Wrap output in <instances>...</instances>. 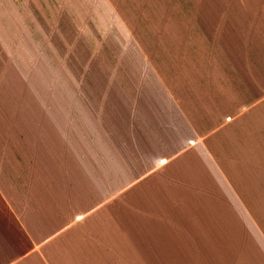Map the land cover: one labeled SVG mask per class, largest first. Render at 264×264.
<instances>
[{
  "label": "crops",
  "instance_id": "0c3cea01",
  "mask_svg": "<svg viewBox=\"0 0 264 264\" xmlns=\"http://www.w3.org/2000/svg\"><path fill=\"white\" fill-rule=\"evenodd\" d=\"M207 1L93 90L75 171L0 169V264H264V0Z\"/></svg>",
  "mask_w": 264,
  "mask_h": 264
},
{
  "label": "rangeland",
  "instance_id": "374dc122",
  "mask_svg": "<svg viewBox=\"0 0 264 264\" xmlns=\"http://www.w3.org/2000/svg\"><path fill=\"white\" fill-rule=\"evenodd\" d=\"M219 6L207 0H0L6 186L20 173H35L40 187L45 170L75 171L76 137L88 132L85 118L98 101L93 90L126 86L136 66L126 57L139 55L141 45L150 50L176 29L208 23L192 11ZM244 263L253 256L245 255Z\"/></svg>",
  "mask_w": 264,
  "mask_h": 264
}]
</instances>
